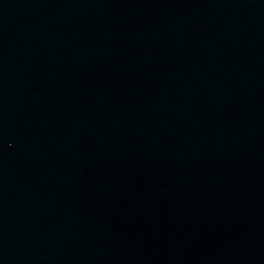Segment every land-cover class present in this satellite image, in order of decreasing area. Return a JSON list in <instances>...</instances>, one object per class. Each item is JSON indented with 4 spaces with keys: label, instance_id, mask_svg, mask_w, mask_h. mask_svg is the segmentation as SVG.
I'll return each mask as SVG.
<instances>
[{
    "label": "water",
    "instance_id": "95a60500",
    "mask_svg": "<svg viewBox=\"0 0 264 264\" xmlns=\"http://www.w3.org/2000/svg\"><path fill=\"white\" fill-rule=\"evenodd\" d=\"M0 264H264V0H0Z\"/></svg>",
    "mask_w": 264,
    "mask_h": 264
}]
</instances>
